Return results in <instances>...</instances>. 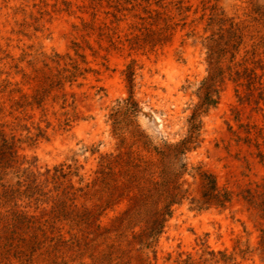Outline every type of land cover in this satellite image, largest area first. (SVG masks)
<instances>
[{"label":"rangeland","instance_id":"obj_1","mask_svg":"<svg viewBox=\"0 0 264 264\" xmlns=\"http://www.w3.org/2000/svg\"><path fill=\"white\" fill-rule=\"evenodd\" d=\"M198 172L222 206L200 208ZM145 211L166 221L140 242ZM263 246L264 0H0V264H264Z\"/></svg>","mask_w":264,"mask_h":264},{"label":"trees","instance_id":"obj_2","mask_svg":"<svg viewBox=\"0 0 264 264\" xmlns=\"http://www.w3.org/2000/svg\"><path fill=\"white\" fill-rule=\"evenodd\" d=\"M187 140H183L182 142H179L173 146H166L163 150L157 151L158 155L161 156V163H162V171L159 173L162 176L165 175V161L171 156V154H177L181 152V149H184L183 147L187 143ZM152 165L147 164L143 169H141L140 173H142V177H145L146 175H153L152 172H150ZM198 170V169H197ZM199 176L200 180V190H201V196L202 200L200 203V208L205 206L204 208H209L210 206L214 205H219L222 206L227 198H229V194L226 192H220L216 186V181L215 178L212 175H209L207 173H201L198 172L197 174ZM148 179L145 180L144 183H147ZM139 196L135 199V204L137 205L138 209L141 206L146 205L145 200L149 197H152L151 195L154 191L147 190L146 188H141L139 187ZM169 198H171V195H169ZM160 199V196H157V200ZM169 206V205H168ZM140 215V212L138 213H131V218L132 219H138ZM165 213H149V212H144V228L137 234H135V238H138L140 242L144 240H150L153 241L152 239L154 238L155 235H158L161 232L162 228V223H164L166 220L164 219ZM160 226V227H159ZM157 227L160 229L157 230ZM262 254L264 255V246L261 250Z\"/></svg>","mask_w":264,"mask_h":264}]
</instances>
